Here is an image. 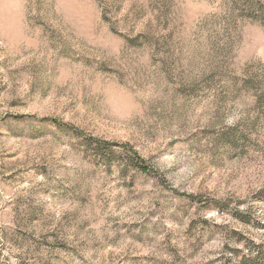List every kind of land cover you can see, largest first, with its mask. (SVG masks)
I'll return each mask as SVG.
<instances>
[{
	"label": "rangeland",
	"instance_id": "obj_1",
	"mask_svg": "<svg viewBox=\"0 0 264 264\" xmlns=\"http://www.w3.org/2000/svg\"><path fill=\"white\" fill-rule=\"evenodd\" d=\"M0 264H264V0H0Z\"/></svg>",
	"mask_w": 264,
	"mask_h": 264
}]
</instances>
